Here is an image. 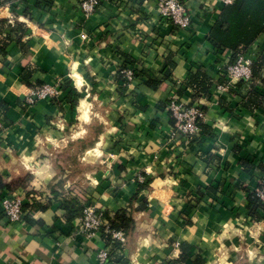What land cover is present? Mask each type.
I'll use <instances>...</instances> for the list:
<instances>
[{"label":"crops","instance_id":"1","mask_svg":"<svg viewBox=\"0 0 264 264\" xmlns=\"http://www.w3.org/2000/svg\"><path fill=\"white\" fill-rule=\"evenodd\" d=\"M4 1L0 33L24 25L27 49L13 40L0 51V111L9 127L0 139V177L11 186L3 194L23 199L25 218L0 217V264H100L97 253L108 241L73 239L78 229L61 207L64 195L111 217L134 209L126 264H174L183 255L182 264H264V212L257 219L248 211L249 193L264 184V107L243 104L253 83L216 93L232 53L220 54L209 34L226 5L186 0L193 26L178 31L157 26L158 0H103L88 16L80 0H50V7L45 0ZM248 51L255 60L264 53V34ZM169 55L173 81L154 90L146 81L163 79ZM126 56L135 61L128 67L148 72L142 82L117 78ZM198 69L214 80L210 99L194 98L187 84ZM59 79L81 95L75 104L69 90L59 103L29 104L35 87ZM254 87L264 97V82ZM179 90L182 103L198 104L206 115L189 142L169 138L173 121L165 107ZM65 150L85 164L83 173L60 167L57 153ZM149 179V190L139 191ZM209 187L215 198L197 201Z\"/></svg>","mask_w":264,"mask_h":264},{"label":"trees","instance_id":"2","mask_svg":"<svg viewBox=\"0 0 264 264\" xmlns=\"http://www.w3.org/2000/svg\"><path fill=\"white\" fill-rule=\"evenodd\" d=\"M16 0H5L4 3H12ZM139 5H142L147 2L148 0H135ZM46 6L50 7L52 5L50 0H45ZM0 23H2L0 21ZM173 27V26H172ZM10 28V27H9ZM174 28V27H173ZM26 33V28L24 25L17 23L15 27L10 28L9 33L4 36L3 41L0 43V51L3 53L5 52V48L8 46L9 42L15 40L19 43L25 50L26 44L23 43L22 39ZM264 34V0H234V2L230 5H226L224 9L221 11L219 18L212 28L209 34V42L218 50V52L225 53L231 52L232 59L231 62L235 61L239 54L248 52L249 48H251L259 39L261 35ZM0 35H3L0 33ZM128 64H135V61L126 56L125 62L122 64L121 68L126 67ZM176 68V64L173 61L172 55H169L166 58V68L162 72L163 79H148L146 84L154 89L157 90L161 84L165 81H173V71ZM134 70V80L142 82L143 77L148 74V72L140 71L136 68ZM30 71L23 76V81L27 84L28 76L30 75ZM264 53L259 55L257 59L253 63L252 67V77H253V85L249 91V94L244 98V106L248 109H253L256 107H264V97L259 95L255 90L254 85L256 84L257 80L259 82H264ZM191 78L188 81V86L194 92V98H211L213 95V83L214 80L208 76L205 70L198 69L197 71H191ZM117 78L123 79L119 71L117 72ZM226 79L225 75L222 74V78L219 80V84H225ZM128 84V83H127ZM240 85L242 83L240 82ZM42 86L38 85L37 87ZM70 87V80H64V84L61 86L62 92H66L69 90ZM36 88V87H35ZM69 94L72 99H74L73 104L77 102V100L81 97L80 94H73L72 90H69ZM182 91L179 90L178 95L180 96ZM53 102L59 103L58 99H54ZM168 106V104H166ZM167 106L165 107L167 109ZM4 112L5 110L2 109ZM168 112V111H167ZM203 123H201V128ZM99 129L97 128V133H99ZM94 144V142L92 143ZM82 149L85 150L86 146L83 145ZM248 170V168H247ZM151 179L146 181L145 183H139V191L149 190ZM262 188V186L254 191L249 193L248 197V211L251 216L259 219L262 217L260 216L258 211L262 210L264 212V203L258 197V191ZM11 189L10 184H6L3 182L2 178L0 177V201L4 197V191ZM217 189L214 187H209L207 192H199L197 193L196 198L197 201L201 202L206 197H213L215 198ZM55 196H59L58 191H55ZM61 207L66 213V219L68 222L72 223L76 219L82 216L84 209L88 205H92L91 203H82L79 201L78 198H69L67 196H62L61 198ZM147 199L143 200L142 206L145 207L147 205ZM42 210H46L47 207L41 206ZM133 212L134 209H130L129 211H120L114 217H111L108 214H105L106 218L110 220L111 227L113 229H123L126 235L130 233L134 226V219H133ZM0 217H2L0 215ZM3 218V217H2ZM118 247V246H117ZM186 254V251H185ZM112 259L122 264H126L125 261L122 259L121 256L115 254L114 250L111 253ZM187 258L183 255L181 261L175 262L174 264H182L186 261ZM172 264V263H169ZM195 264H202L201 259H197Z\"/></svg>","mask_w":264,"mask_h":264},{"label":"built area","instance_id":"3","mask_svg":"<svg viewBox=\"0 0 264 264\" xmlns=\"http://www.w3.org/2000/svg\"><path fill=\"white\" fill-rule=\"evenodd\" d=\"M225 5H230L234 0H221ZM103 0H80L79 9L85 15H92L99 8ZM158 24L167 23L178 31L190 29L192 25V16L186 0H158ZM12 23V22H11ZM4 34L0 35V43L4 39ZM249 52V51H248ZM244 52L238 55L235 61L229 62L227 66L221 70L225 75L226 83L217 84L216 93L226 94L240 81L247 83L253 82L252 67L255 59L251 53ZM119 73L123 77L125 83H133L134 70L131 67H119ZM64 84L63 79L57 80L54 85H42L33 90V95L29 100V104H35L41 100L48 99L53 101L59 99L62 95L61 86ZM168 114L173 121L170 129V140H180L183 142L191 141L195 135L201 131V123L205 120V112L198 104L187 105L180 101L177 92H172L167 106ZM9 127L6 123L4 112L0 111V139H6ZM146 178L139 176V182H144ZM258 197L264 203V184L258 191ZM23 199L15 194H6L0 201V215L6 219L8 223L20 222L25 218ZM75 226L78 229L73 239L82 236L85 241L92 240L95 237H101L108 241V246L102 248L97 253V259L100 264H122L115 261L111 257L114 250L118 256H124V246L127 243V235L123 229L117 230L111 227L110 220L106 218L102 209L95 205H88L81 217L76 219ZM118 246V247H117Z\"/></svg>","mask_w":264,"mask_h":264},{"label":"rangeland","instance_id":"4","mask_svg":"<svg viewBox=\"0 0 264 264\" xmlns=\"http://www.w3.org/2000/svg\"><path fill=\"white\" fill-rule=\"evenodd\" d=\"M76 149V146L74 147ZM61 151V150H59ZM72 154L71 150H65V152H58L57 155H61L62 157H59L61 160L60 167L68 168L69 165H72L75 168V173H83L85 168V164H78L77 162H74L73 157L70 155ZM71 158V161H68V159ZM66 159V160H65Z\"/></svg>","mask_w":264,"mask_h":264}]
</instances>
